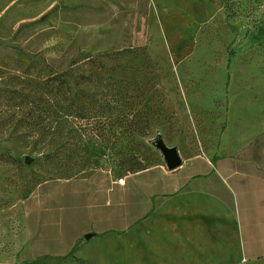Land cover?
Segmentation results:
<instances>
[{"label": "rangeland", "instance_id": "374dc122", "mask_svg": "<svg viewBox=\"0 0 264 264\" xmlns=\"http://www.w3.org/2000/svg\"><path fill=\"white\" fill-rule=\"evenodd\" d=\"M228 124L264 154V0H0V264H78L30 252L21 225L24 199L66 177L48 152L75 157L79 138L87 176L124 178L218 152ZM162 176L136 177L138 197Z\"/></svg>", "mask_w": 264, "mask_h": 264}, {"label": "crops", "instance_id": "0c3cea01", "mask_svg": "<svg viewBox=\"0 0 264 264\" xmlns=\"http://www.w3.org/2000/svg\"><path fill=\"white\" fill-rule=\"evenodd\" d=\"M231 124L218 152L173 153L172 169L39 184L23 204L28 249L79 243L78 264H264V154L230 141ZM157 169L163 182L138 197L145 180L135 178Z\"/></svg>", "mask_w": 264, "mask_h": 264}, {"label": "trees", "instance_id": "16d2710c", "mask_svg": "<svg viewBox=\"0 0 264 264\" xmlns=\"http://www.w3.org/2000/svg\"><path fill=\"white\" fill-rule=\"evenodd\" d=\"M224 2L225 5H228L229 0H222ZM50 81L55 83V86H53V88H50V91H54L57 94H60L61 97L64 95V91H63V83L64 80H61L60 76H56L53 75L52 78L50 79ZM76 99L79 97L77 95L74 96ZM60 100V99H59ZM43 102V101H41ZM45 103V102H43ZM66 146V142H60L58 144V147L56 148V150H58V152L62 149H64ZM72 146L74 147V149L78 152L76 153L75 157H68V156H64L66 157L65 160L63 159V156L58 157L57 155H53L51 153H47L45 156V161H51L53 159H56L58 161H60L61 163H63V165L67 166L66 168H64V170H62L64 173L63 175H65V179H69L72 175L73 176H77L78 174L81 175L80 177H86L88 170H93L95 169L97 166H94L92 162V159L87 158V161H82V155L80 156L79 154L81 152H84V154H87L90 149L89 147H87V145L83 144L80 139L78 138V140L74 141ZM88 164H92V166L88 167ZM88 169V170H87ZM79 243H76L73 248L71 249L70 253H74V251L76 250V248L78 247Z\"/></svg>", "mask_w": 264, "mask_h": 264}, {"label": "water", "instance_id": "95a60500", "mask_svg": "<svg viewBox=\"0 0 264 264\" xmlns=\"http://www.w3.org/2000/svg\"><path fill=\"white\" fill-rule=\"evenodd\" d=\"M166 157H167V162H168V167L170 169L176 167V161L174 160V157H173V153L172 152H167L166 153Z\"/></svg>", "mask_w": 264, "mask_h": 264}, {"label": "built area", "instance_id": "2783aa9c", "mask_svg": "<svg viewBox=\"0 0 264 264\" xmlns=\"http://www.w3.org/2000/svg\"><path fill=\"white\" fill-rule=\"evenodd\" d=\"M117 182H118L119 184H123V182H124V178H123V177L118 178V179H117Z\"/></svg>", "mask_w": 264, "mask_h": 264}]
</instances>
